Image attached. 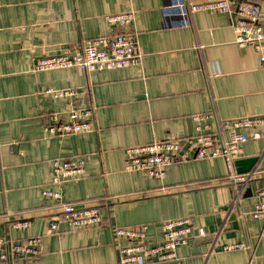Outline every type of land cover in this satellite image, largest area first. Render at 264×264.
Instances as JSON below:
<instances>
[{
  "label": "crops",
  "instance_id": "0c3cea01",
  "mask_svg": "<svg viewBox=\"0 0 264 264\" xmlns=\"http://www.w3.org/2000/svg\"><path fill=\"white\" fill-rule=\"evenodd\" d=\"M208 1L214 0H1L0 235L41 237L38 256H16L10 264H117L127 240L115 237L114 227L146 224L152 242L160 238L163 221L185 217L193 233L177 247V258L146 264H247L246 250L222 249L242 241L254 264H264V219L252 214L255 191L264 188V126L261 138L241 145L240 159L257 158L249 172H263L244 188L239 226L230 220L231 188L221 158L174 162L160 179L123 169L127 147L188 136L195 113L212 110L221 119L264 115L258 53L234 42L229 14L191 11L190 5ZM252 1L260 4L264 24V0ZM128 10L134 12L139 64L31 70L39 57L117 34L120 28L106 17ZM48 88L76 89L78 96L51 97ZM71 105L93 107L91 130L47 135L48 115L64 119ZM208 123L213 128L211 118ZM54 158H82L84 173L55 184ZM45 189L60 190L63 201L78 207L96 205L101 224L72 229L58 221L49 233L62 202L44 197ZM12 221L28 224L12 228ZM199 228L206 235L199 236Z\"/></svg>",
  "mask_w": 264,
  "mask_h": 264
},
{
  "label": "built area",
  "instance_id": "2783aa9c",
  "mask_svg": "<svg viewBox=\"0 0 264 264\" xmlns=\"http://www.w3.org/2000/svg\"><path fill=\"white\" fill-rule=\"evenodd\" d=\"M1 3V0H0ZM191 11L207 10L227 13L232 17L235 32L234 42L240 47L250 46L259 56L260 67L264 70V24L260 21L261 7L252 0H214L198 5H190ZM107 21L116 24L120 31L111 36H99L87 41L80 49L65 51L51 56L37 58L31 70L34 72L60 68L75 67L83 71L109 70L139 64L142 54L138 50L136 36L132 30L134 12L131 10L108 15ZM45 94L55 98L75 100L76 89L48 88ZM93 107L71 105L62 118L59 113L48 115L43 129L47 135L63 136L84 133L91 130ZM194 123L193 133L182 138H164L154 140L146 145H137L125 149L123 169L125 171H142L152 178L160 179L165 169L177 161L194 159L221 158L226 169L225 180L231 188V211L239 210L245 186L255 173L251 171L238 173L235 161L241 158V145L249 140H258L263 136L264 115H251L231 119H221L211 110L206 113L191 115ZM213 120V128L208 119ZM52 182L61 184L68 179L79 178L85 169L82 158H54L51 163ZM42 194L62 202L58 220L50 223L52 233L58 228V221L69 228L97 227L102 216L96 205L78 207L74 203L63 201L60 190L45 189ZM256 204L252 214L264 219V188L255 191ZM27 221H12V228H22ZM242 224V223H241ZM146 224L114 227L117 238L127 240L119 247L117 264L162 263L177 258L176 249L188 243L192 236V220L189 217L163 221L160 225V238L146 240ZM199 236L206 235L203 228L197 230ZM41 237H30L26 240H14L8 235H0V264H10L16 256L35 258L40 253ZM224 251L246 250L248 263L254 264L253 253L249 245L242 242L225 243Z\"/></svg>",
  "mask_w": 264,
  "mask_h": 264
},
{
  "label": "water",
  "instance_id": "95a60500",
  "mask_svg": "<svg viewBox=\"0 0 264 264\" xmlns=\"http://www.w3.org/2000/svg\"><path fill=\"white\" fill-rule=\"evenodd\" d=\"M257 161L256 157L251 158H244V159H237L235 161V168L238 173H246L249 172V169H251L252 165ZM246 164L247 167L244 168V165ZM239 216V210L236 209L234 212L230 214V220L234 221L235 226L240 225V220H238Z\"/></svg>",
  "mask_w": 264,
  "mask_h": 264
}]
</instances>
